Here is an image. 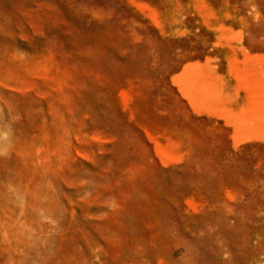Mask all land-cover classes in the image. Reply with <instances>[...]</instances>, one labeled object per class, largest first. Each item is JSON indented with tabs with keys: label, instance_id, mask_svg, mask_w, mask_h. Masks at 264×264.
I'll use <instances>...</instances> for the list:
<instances>
[{
	"label": "rangeland",
	"instance_id": "rangeland-1",
	"mask_svg": "<svg viewBox=\"0 0 264 264\" xmlns=\"http://www.w3.org/2000/svg\"><path fill=\"white\" fill-rule=\"evenodd\" d=\"M0 264H264V0H0Z\"/></svg>",
	"mask_w": 264,
	"mask_h": 264
}]
</instances>
